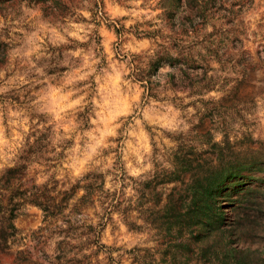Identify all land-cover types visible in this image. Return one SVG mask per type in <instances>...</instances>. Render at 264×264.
I'll return each mask as SVG.
<instances>
[{
	"label": "clouds",
	"instance_id": "clouds-1",
	"mask_svg": "<svg viewBox=\"0 0 264 264\" xmlns=\"http://www.w3.org/2000/svg\"><path fill=\"white\" fill-rule=\"evenodd\" d=\"M15 4L0 14V212H7L10 234L0 264H16L21 254L26 260L34 251L32 234L49 228L44 209L20 195L29 193V182L31 192L54 187L53 197L62 193L67 199L63 215L68 216L76 201L86 197L84 180L93 169L103 175L104 190L117 195L121 176L134 181L150 174L151 183L145 184L155 191L144 208L152 207L164 217L167 209L162 211L160 205L170 192L160 191L164 183L159 178L189 175L183 171L185 159L244 146V157L264 159V91L241 96L243 89L255 87L239 71L243 61L227 59L215 43L189 33L184 47L196 42L202 90L177 99L152 83L148 68L165 56L187 55L171 43L162 0ZM224 9L239 14L234 23L243 32L241 51L251 55L249 72L259 79L254 74L264 72L256 55L264 45V0H232ZM215 24L212 20L204 29L212 41ZM204 63L206 75L200 67ZM124 183L129 185L124 198L131 197L135 204L137 193L129 180ZM253 193L245 219L249 239L259 241L264 235V186L255 184ZM17 213L36 215V222L28 225L30 232L22 230ZM113 219L119 228L117 247L148 250L156 264H219L223 259L222 254L205 255L193 239L174 245L165 255L162 229L151 219L137 220V227L145 230L135 235L119 214ZM178 233L181 239L183 226ZM63 241L62 235H53L44 249L52 264H60L57 245ZM244 251L253 264H264L260 243ZM88 254L85 249L73 256L80 260Z\"/></svg>",
	"mask_w": 264,
	"mask_h": 264
},
{
	"label": "rangeland",
	"instance_id": "rangeland-1",
	"mask_svg": "<svg viewBox=\"0 0 264 264\" xmlns=\"http://www.w3.org/2000/svg\"><path fill=\"white\" fill-rule=\"evenodd\" d=\"M225 3H232V0H162L165 27L173 34L171 43L182 53L187 52V55H181L179 58L165 56L146 70L156 88L163 86L165 92L177 95V99L180 96L197 95L202 90L203 77L197 72L198 61L194 58L199 55L194 51L196 42L193 41L188 47H184L191 33L197 37L203 35L205 42L215 43L216 49L224 53L227 59L243 61L239 71L244 73L255 87L243 89L241 96L264 91V72H256L254 75L259 79H255L249 72L252 67L251 55L241 51L243 42L240 37L243 32L240 25L234 23L239 14L224 9ZM4 5L7 7L5 8ZM15 7V0H4L0 3V14ZM212 20L216 21L215 41L204 32L205 26ZM1 49L2 46H0V57L3 56ZM256 55L259 58V66L264 67V45H261ZM203 59L200 57L201 61ZM200 67L206 75L207 64L204 63ZM247 150V146L237 148L235 151L231 148H217L208 156L185 159L183 171L189 175L158 177L164 183L160 191L170 192L160 205L162 211L167 209L164 217H160L152 207L144 208V205L152 199L151 192L155 191L145 184V181L151 183L150 174L134 181L126 174L121 176L122 188L117 195L104 190L103 175L99 174L98 169H93L84 180L87 193L84 201H76L68 216L63 215V210L67 207V199L62 193L55 197L52 194L55 189L48 193L53 201L45 199L44 196L38 198L40 203L46 202L48 205L56 206V209L53 215L45 213L49 228L32 234L35 241L34 251L27 254L26 260L23 259L26 254H21L22 259L16 261V264H52L44 249L50 247L53 235L64 237V241L57 245L62 257L60 264H156L148 250L139 247L129 250L126 245L117 247L119 238L116 234L119 228L117 221L113 219L114 213L120 215L133 235L145 230L137 227V220L151 219L156 223L162 229L160 238L165 244L163 248L165 255L172 251L174 245L179 246L193 239L198 241V248L204 251L205 255L222 254L223 259L219 260V264H230L228 261L253 264L244 250L250 249L254 242L264 247V235L259 241L249 239L251 233L245 213L246 205L251 202L248 197L254 194L255 184L264 186V159L244 157L242 154ZM125 180L130 181L139 197L135 204L131 197L124 198L123 190L129 186L124 183ZM168 183H175V187L169 190ZM28 188V194L20 193L26 199L31 198L35 193L44 195V190L50 189L43 187L31 192V182ZM177 207H180L179 212L182 214L188 212L190 208V215L183 218L186 221L193 217L197 224L191 228L184 227L181 239H178L179 226L173 218ZM17 215L20 217V224L24 226L22 230L30 232L28 225L36 222V215L27 216L22 213ZM2 216L3 213L0 212V230L3 226ZM58 221L67 224V229L60 227ZM8 239L10 234L6 242L0 245V251L7 252ZM237 248L241 250L237 251ZM85 249L89 254L84 255L80 260L75 259L73 253L80 255ZM113 252L118 255L113 257ZM101 255L103 259H100Z\"/></svg>",
	"mask_w": 264,
	"mask_h": 264
},
{
	"label": "trees",
	"instance_id": "trees-1",
	"mask_svg": "<svg viewBox=\"0 0 264 264\" xmlns=\"http://www.w3.org/2000/svg\"><path fill=\"white\" fill-rule=\"evenodd\" d=\"M3 1L4 0H0V3H2ZM0 46H2V45H0ZM1 54L3 55V46H2V49H1ZM53 190H54V187L53 188H50L49 190H46L45 189L44 192H43L44 195L42 193H35L34 195L31 196V198H29V199H26L25 198V199L26 200H29V201H34V202L38 203L40 207L44 208L45 213H47L49 215H53L54 214V209H56V206L54 207V206L48 205L46 202L45 203H40L38 201V198L40 196H44L45 199L47 198V200L53 201V198H51L50 196H48V193L52 192ZM45 194H46V196H45ZM83 201H81V202H83ZM8 203L10 204L11 201H9ZM190 206H191V203L189 204V207ZM179 208L180 207H177L176 208L177 209L176 210V213L173 216V218H175V220L177 222L176 224L179 227L180 226H183V229H184V227L185 228H191V227L197 226L196 221L193 219V217L192 218H189V220H186V221L183 218V217H187L186 215H188V216L190 215V212H191L190 208L188 209L189 211L186 212V213H184V214H182V213L179 212ZM2 213H3V216H2V218H3V226H1V230H0V233H1V236H0V245L1 244H4L6 242V238L9 236V233H8V230H7V222L4 219V217L6 216L7 212L4 211ZM228 263H230V264H240V261H228Z\"/></svg>",
	"mask_w": 264,
	"mask_h": 264
}]
</instances>
